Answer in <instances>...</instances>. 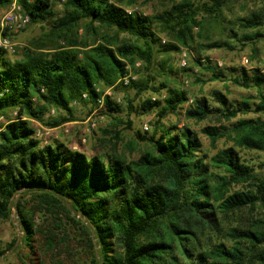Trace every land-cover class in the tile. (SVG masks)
<instances>
[{"label":"trees","instance_id":"16d2710c","mask_svg":"<svg viewBox=\"0 0 264 264\" xmlns=\"http://www.w3.org/2000/svg\"><path fill=\"white\" fill-rule=\"evenodd\" d=\"M166 1L146 15L126 11L137 0H64L59 10L55 0L20 2L29 18L23 28H48L20 53L0 49V220L14 210L21 244L39 254L34 264H264V159L256 166L241 155L264 153V71L241 67L230 77L256 88L254 103L213 90L216 105L181 87L169 68L170 53L195 43L201 51L254 44L264 37L263 15L227 17L235 0ZM11 2L0 0V10ZM159 33L169 40L162 44ZM202 59L195 63L211 79L226 78ZM126 66L136 76L124 85ZM106 89L124 93L128 115L156 111L149 135L134 131L144 144L137 158L117 151L121 133L108 127L91 153L38 137V124L54 129L76 120V106L91 112ZM162 91V99L132 104V93ZM190 98L184 117L215 121L201 132L212 145L231 144L212 153L187 125L162 122ZM123 110L103 96L100 112L111 125L133 129ZM248 112L256 116L222 123Z\"/></svg>","mask_w":264,"mask_h":264},{"label":"rangeland","instance_id":"374dc122","mask_svg":"<svg viewBox=\"0 0 264 264\" xmlns=\"http://www.w3.org/2000/svg\"><path fill=\"white\" fill-rule=\"evenodd\" d=\"M191 1L195 4H198L201 0ZM61 4L62 3L60 0H55V7L57 10L60 9ZM168 5L169 3L166 0H137V3L134 7L127 8L126 10H130L131 12L137 11L143 15H146L147 13L151 12L159 13ZM8 10L9 7L6 9H1L0 15ZM251 12H260L264 18V3L253 0H235L230 3L228 10L225 13L227 17L233 18L238 15H247ZM47 28L48 25L46 23L27 25L25 28L13 32L11 34L12 40L23 45H28L29 40L40 36V34L43 33V31ZM207 30L211 31L213 28L208 27ZM207 30L203 31L202 35H207ZM261 30L264 32V26L261 27ZM194 31L198 32L199 30L194 28ZM159 36L161 43L162 40L165 42L169 40V38L164 33H159ZM216 37L217 34L212 35V39H215ZM197 40L199 39L197 38ZM183 52L186 53L185 56H182ZM198 57H203L204 59H202V61L209 60L213 64H216L219 69H224L226 78L211 79V73L209 71L201 70V68L195 63V60ZM169 58V68L172 70L170 73L171 79L176 80L180 86L186 90L205 95L213 104L216 105L217 103L210 96L213 90L221 91L230 101L234 102L242 100L243 98H248L252 104L256 101V88H245L236 85L232 82L230 77L237 75L241 67H244L247 71H250L252 67H258L261 71H264V37L254 44L241 45L239 42H235L232 49L211 48L201 51L198 50L197 44L195 43L193 44V48L181 47L178 52L170 53ZM183 58L185 60L184 65H182ZM160 59L161 57H158V60ZM132 75L134 77L136 76L133 72ZM196 77L200 78L198 83L195 81ZM157 79H159V77H157ZM170 85L175 84L171 82ZM105 91L109 92L111 95L110 97L114 101L118 103L120 102L124 109L120 118L125 121V119L128 117L130 120H132L133 129L126 128L124 124H117L116 126L111 125L109 117L100 112L103 105L101 107L97 106L91 112L88 111V107L79 105L76 106V120L74 121L64 123L60 127L54 129H49L38 124V137H40L43 142L50 141L51 138H55L63 142L68 141L72 149L91 153L94 146L100 147L98 144V137H101V131L99 129L102 127H108L112 130H119L121 133V141L117 145V151L124 152V154L129 159L137 158L139 155V149H143L144 144L142 142H138L135 139L134 131L140 130L142 134L149 135L151 129L153 128L151 123H153L156 118V111L143 112L140 110L128 115L126 111V101L123 100L124 93L112 91L111 89H106ZM165 94V91H162L159 96L151 92H142L139 96H136L132 93V104L137 109L140 101L144 98L151 96L152 99H162ZM188 101L183 103L182 108L178 109L176 113H170L164 117L162 122L164 124H176L178 128L182 127L183 125H187L196 132V135L200 138L204 147L208 148L212 153L215 151L213 147L220 148L226 143L231 144L229 139L222 138L218 139L216 143L212 145L208 137L201 132V128L208 124H215V121L210 123L209 120H206L197 123L186 119L183 112L189 103ZM255 116L256 114L252 112L238 114L229 122L223 121L222 123L227 126L229 123H231V121H235L239 118ZM93 119L95 120V127L91 128L89 124ZM143 123L148 125L147 132H142L144 131L142 128ZM134 142L137 143L133 145V147L126 146L127 144ZM108 145L109 144H106V147H108ZM241 155L256 166H258L264 159L263 152H249L241 149ZM21 237L22 232L18 226L16 215L13 210V213L9 219L0 220V250H6L5 254L0 256V264L37 263L36 258L39 256L38 252H31L27 246L21 244ZM14 240H16V245L11 249H7V245ZM30 257L34 260L31 261Z\"/></svg>","mask_w":264,"mask_h":264},{"label":"built area","instance_id":"2783aa9c","mask_svg":"<svg viewBox=\"0 0 264 264\" xmlns=\"http://www.w3.org/2000/svg\"><path fill=\"white\" fill-rule=\"evenodd\" d=\"M26 2L30 3L33 0H12L9 10L4 12L3 14L0 15V49L5 50L8 53H20L23 48V44L16 42L12 40L11 37L8 35L4 34L5 31L9 32H16L19 29L23 28L29 21V18L26 14H23L21 4L20 2ZM63 2L64 0H60ZM128 13H130V10H126ZM165 41L162 40V43ZM186 53L183 52L182 56H185ZM185 64L184 58L182 59V65ZM128 69V73L124 75L120 80L121 82L126 85L129 83L130 79H134L135 77L132 75V71L129 69L128 66H126ZM109 94L108 91H105L103 95L98 99V107H101L103 105V96ZM83 98H86V94L82 95ZM154 99V98H153ZM189 103L191 102V99L188 101ZM90 127L93 128L95 127V120H91L90 122ZM142 128L144 130L148 129V125L146 123L142 124Z\"/></svg>","mask_w":264,"mask_h":264}]
</instances>
